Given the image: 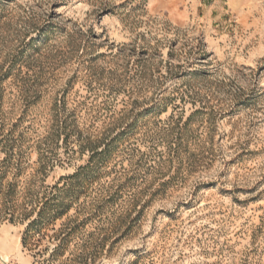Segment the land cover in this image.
Masks as SVG:
<instances>
[{"label": "rangeland", "instance_id": "rangeland-1", "mask_svg": "<svg viewBox=\"0 0 264 264\" xmlns=\"http://www.w3.org/2000/svg\"><path fill=\"white\" fill-rule=\"evenodd\" d=\"M0 264H264V0H0Z\"/></svg>", "mask_w": 264, "mask_h": 264}]
</instances>
